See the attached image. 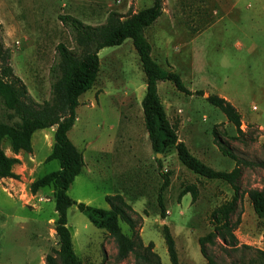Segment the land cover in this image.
I'll return each instance as SVG.
<instances>
[{
    "label": "rangeland",
    "instance_id": "rangeland-1",
    "mask_svg": "<svg viewBox=\"0 0 264 264\" xmlns=\"http://www.w3.org/2000/svg\"><path fill=\"white\" fill-rule=\"evenodd\" d=\"M153 0H0V37L11 55V66L30 96L39 104L52 97V66L57 47L76 45L60 16L70 15L86 25L99 26L111 13L123 17L151 7ZM152 56L168 71L178 73L191 91L187 96L169 82L158 84L161 102L180 142L216 171L230 172L235 161L223 151L256 164L246 167L241 181L244 196L232 217L241 223L235 234L240 246L264 251V222L257 217L245 193L264 189V0H164L162 16L148 28ZM100 72L95 86L82 95L69 138L82 153L85 166L68 191L70 198L96 208L109 209L107 196L121 195L140 217L139 234L145 245L153 243L162 264H171L164 239L168 226L180 264H208L199 239L213 231L210 216L232 200L230 186L200 177L178 160L175 149L165 154L152 150L144 123L142 101L146 77L131 40L99 53ZM218 95L234 104L242 115V129L256 124L245 139L206 98ZM11 112L0 95V124H11ZM55 127L37 131L32 152L14 155L7 139L2 147L19 159L17 179L0 181V264H45L59 249L55 231L52 187L32 191V185L60 169L48 162ZM167 174L170 185L163 193L166 218L161 217L158 195ZM186 187H196L181 197ZM74 249L83 264H135L130 256L117 262V246L109 234L96 228L76 206L68 210ZM125 235L129 226L120 222ZM217 264H238L251 251H226L207 246Z\"/></svg>",
    "mask_w": 264,
    "mask_h": 264
},
{
    "label": "trees",
    "instance_id": "trees-1",
    "mask_svg": "<svg viewBox=\"0 0 264 264\" xmlns=\"http://www.w3.org/2000/svg\"><path fill=\"white\" fill-rule=\"evenodd\" d=\"M164 0H153L151 7L123 17L111 13L106 22L99 26L84 24L79 19L70 16H60L59 19L71 32L76 45L73 51L61 43L57 47L58 59L52 66V97L49 101L39 104L30 96L22 79L18 77L10 60L11 55L5 48L0 37V95L4 99L5 108L11 112V124H0V181L17 179L14 167L19 159L8 156L3 147L7 139L14 155L20 152H32V139L40 130L56 128L54 145L48 157V162L58 161L60 169L51 172L37 180L32 185V191L52 187L54 190L55 211L58 215L55 231L58 237L59 249L55 254H48L45 264H83L77 255L70 228L68 226V210L76 206L98 229L106 231L117 246V262H124L130 256L135 264H162L160 256L155 251L153 243L145 245L139 234L141 217L117 194L107 196L109 209L96 208L84 203H78L68 195L75 179L82 173L85 166L84 158L78 148L69 138V132L75 125L82 95L90 91L96 84L100 72L99 53L104 48L121 46L131 40L137 51L142 69L146 77V93L142 101L144 123L148 132L152 150L155 154H165L171 149L177 152L180 163L192 173L208 180L220 181L234 192L233 198L215 208L210 220L213 231L199 239L200 251L208 264H217L215 256L207 251V246L219 245L226 251L240 252L246 249L252 252L251 257L241 255L238 264H264V251L242 245L235 234L241 223L239 216L236 222L232 217L237 213L244 192L241 191V181L246 167H253L244 158L237 157L226 146L222 147L226 155L235 161V167L230 172L216 171L196 158L184 142H180L177 128L170 122L158 92V84L171 83L177 91L187 96H204L203 91H191L183 82L181 76L161 67L152 56V45L146 37V30L162 16ZM206 101L227 118L235 127L238 137L243 140L251 130L259 127L249 125L247 132L242 129V115L239 109L226 98L210 95ZM163 185L158 195L162 219L166 218L163 193L170 185L167 174L161 175ZM191 194L192 202L199 197L196 187H186L181 197ZM250 200L255 214L264 222V189L254 188L245 193ZM124 222L131 229L133 236L125 235L120 226ZM164 239L171 264H180L175 240L168 226H164Z\"/></svg>",
    "mask_w": 264,
    "mask_h": 264
},
{
    "label": "crops",
    "instance_id": "crops-1",
    "mask_svg": "<svg viewBox=\"0 0 264 264\" xmlns=\"http://www.w3.org/2000/svg\"><path fill=\"white\" fill-rule=\"evenodd\" d=\"M4 180V179H3ZM9 180H11V179H9Z\"/></svg>",
    "mask_w": 264,
    "mask_h": 264
}]
</instances>
